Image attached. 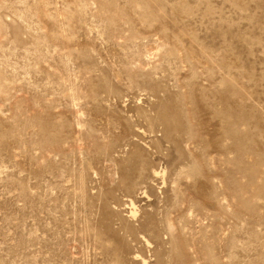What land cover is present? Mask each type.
Listing matches in <instances>:
<instances>
[{"label":"rangeland","instance_id":"rangeland-1","mask_svg":"<svg viewBox=\"0 0 264 264\" xmlns=\"http://www.w3.org/2000/svg\"><path fill=\"white\" fill-rule=\"evenodd\" d=\"M0 264H264V0H0Z\"/></svg>","mask_w":264,"mask_h":264}]
</instances>
